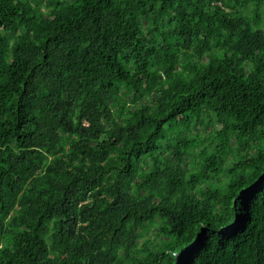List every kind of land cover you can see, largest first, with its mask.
Segmentation results:
<instances>
[{
    "label": "trees",
    "instance_id": "trees-1",
    "mask_svg": "<svg viewBox=\"0 0 264 264\" xmlns=\"http://www.w3.org/2000/svg\"><path fill=\"white\" fill-rule=\"evenodd\" d=\"M261 8L0 0V264H264Z\"/></svg>",
    "mask_w": 264,
    "mask_h": 264
},
{
    "label": "rangeland",
    "instance_id": "rangeland-1",
    "mask_svg": "<svg viewBox=\"0 0 264 264\" xmlns=\"http://www.w3.org/2000/svg\"><path fill=\"white\" fill-rule=\"evenodd\" d=\"M251 5H248L247 8L244 10V13H250ZM262 20H264V8H261Z\"/></svg>",
    "mask_w": 264,
    "mask_h": 264
}]
</instances>
